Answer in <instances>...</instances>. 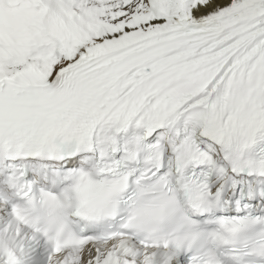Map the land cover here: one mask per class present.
<instances>
[{"label": "snow or ice", "instance_id": "1", "mask_svg": "<svg viewBox=\"0 0 264 264\" xmlns=\"http://www.w3.org/2000/svg\"><path fill=\"white\" fill-rule=\"evenodd\" d=\"M0 264H264V0H0Z\"/></svg>", "mask_w": 264, "mask_h": 264}]
</instances>
